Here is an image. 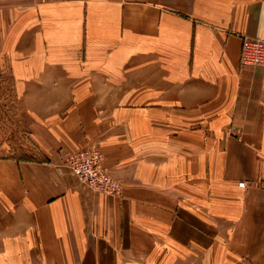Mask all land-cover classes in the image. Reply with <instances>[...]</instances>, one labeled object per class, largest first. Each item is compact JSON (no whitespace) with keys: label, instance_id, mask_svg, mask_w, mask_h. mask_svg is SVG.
Instances as JSON below:
<instances>
[{"label":"crops","instance_id":"crops-1","mask_svg":"<svg viewBox=\"0 0 264 264\" xmlns=\"http://www.w3.org/2000/svg\"><path fill=\"white\" fill-rule=\"evenodd\" d=\"M245 37L264 39V0H0V76L38 157H0V264H264ZM88 147L118 196L66 166Z\"/></svg>","mask_w":264,"mask_h":264},{"label":"built area","instance_id":"built-area-1","mask_svg":"<svg viewBox=\"0 0 264 264\" xmlns=\"http://www.w3.org/2000/svg\"><path fill=\"white\" fill-rule=\"evenodd\" d=\"M241 65L264 69V39L245 37L241 51ZM103 155L94 147L76 148L66 157L65 164L72 173L91 190L110 196H118L122 185L102 165ZM246 187L247 182H239Z\"/></svg>","mask_w":264,"mask_h":264},{"label":"rangeland","instance_id":"rangeland-1","mask_svg":"<svg viewBox=\"0 0 264 264\" xmlns=\"http://www.w3.org/2000/svg\"><path fill=\"white\" fill-rule=\"evenodd\" d=\"M12 86L13 80L7 71L0 76V157H13L21 147L38 158L35 155L37 147L23 123L25 115L24 118L20 116Z\"/></svg>","mask_w":264,"mask_h":264},{"label":"trees","instance_id":"trees-1","mask_svg":"<svg viewBox=\"0 0 264 264\" xmlns=\"http://www.w3.org/2000/svg\"><path fill=\"white\" fill-rule=\"evenodd\" d=\"M13 157L17 160H35L34 155L29 154L21 147L18 149L17 153L13 155Z\"/></svg>","mask_w":264,"mask_h":264},{"label":"bare ground","instance_id":"bare-ground-1","mask_svg":"<svg viewBox=\"0 0 264 264\" xmlns=\"http://www.w3.org/2000/svg\"><path fill=\"white\" fill-rule=\"evenodd\" d=\"M101 194V193H100Z\"/></svg>","mask_w":264,"mask_h":264}]
</instances>
